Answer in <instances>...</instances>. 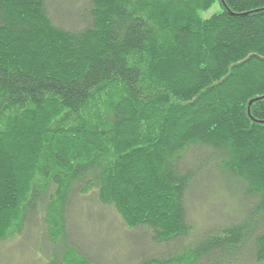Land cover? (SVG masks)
<instances>
[{"label": "trees", "instance_id": "obj_1", "mask_svg": "<svg viewBox=\"0 0 264 264\" xmlns=\"http://www.w3.org/2000/svg\"><path fill=\"white\" fill-rule=\"evenodd\" d=\"M51 1L0 0V245L38 228L47 264H103L70 235L93 193L168 246L138 264H229L247 245L263 264L264 0H85L58 23ZM192 159L252 205L198 238Z\"/></svg>", "mask_w": 264, "mask_h": 264}, {"label": "rangeland", "instance_id": "obj_2", "mask_svg": "<svg viewBox=\"0 0 264 264\" xmlns=\"http://www.w3.org/2000/svg\"><path fill=\"white\" fill-rule=\"evenodd\" d=\"M84 1L53 0L55 5L51 1L48 11L51 18L58 23L57 20L61 22L58 13L72 19V16L86 6L87 0L85 3ZM218 9L219 7H216L208 14L217 12ZM190 162L202 169V180L196 185L193 184L186 200V208L196 226V237L244 218L243 214L246 216L252 205L240 188L220 176V173L214 170L213 162L210 166H203V162L194 159ZM79 200L83 204L78 206L77 203L73 207L74 217L69 218L71 242L104 262L103 264H138L140 256H150L151 253L153 256H162L168 249V246L153 243L145 236V232L126 228L117 211L101 207L93 193L81 195ZM40 233L38 228H29L23 239L18 238L0 245V264H47L49 259L40 253L38 248L39 242L41 244ZM240 250L238 256L229 264H257L251 260L249 245Z\"/></svg>", "mask_w": 264, "mask_h": 264}]
</instances>
